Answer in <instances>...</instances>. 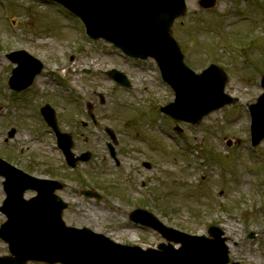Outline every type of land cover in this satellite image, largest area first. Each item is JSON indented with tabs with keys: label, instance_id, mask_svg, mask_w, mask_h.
Masks as SVG:
<instances>
[{
	"label": "rangeland",
	"instance_id": "rangeland-1",
	"mask_svg": "<svg viewBox=\"0 0 264 264\" xmlns=\"http://www.w3.org/2000/svg\"><path fill=\"white\" fill-rule=\"evenodd\" d=\"M36 1L0 0V156L15 165L27 159L23 168L64 184L60 195L69 204L64 213L68 225L91 229L122 244L156 248L163 242L159 234L128 222V213L141 206L166 227L189 235L203 236L210 227H219L228 240L230 264H264V141L251 147V122L244 106L255 104L263 93L264 0H217L211 14L202 13L199 0H187L188 19L181 18L172 27L186 63L196 71L220 63L228 77L225 92L238 100L196 126L178 124L180 133L175 131L174 121L160 119L156 113L159 105L174 98L168 86L159 83L160 77L148 92L138 91L155 78L152 63L143 72L132 68L103 41L89 44L76 18L57 5L41 7ZM7 6L8 21L3 9ZM254 7L259 9L253 20L241 22L237 14L251 12ZM19 49L40 60L48 75L35 83L34 102L44 105L50 94L61 131L73 136V151L93 153L91 161L78 164L75 170L67 167L60 151L51 148L56 145L52 136L46 134L42 139L38 106L28 107L32 103L27 102L28 96L18 100L17 95L8 94L5 77L9 80L16 65L7 55ZM111 68L129 76L134 85L129 95L103 76ZM151 92L156 94V111L150 110V117L145 118L139 102H144L142 93ZM87 103L93 105L99 125L86 118ZM107 128L114 131L120 150L129 146L123 141L130 140V145L138 142L156 152L145 157L155 163L147 170L141 164L134 168L121 150L122 168L130 171L131 182L137 187L136 206L123 185L121 169L117 170L108 156ZM12 129L14 137L9 139ZM228 141L233 149H226ZM180 144L187 151H178ZM195 152L200 157L195 158ZM42 160L45 166H41ZM91 184L110 196L96 200L79 195L80 189ZM2 189L0 184V204ZM7 254V246L0 241V256Z\"/></svg>",
	"mask_w": 264,
	"mask_h": 264
},
{
	"label": "water",
	"instance_id": "water-1",
	"mask_svg": "<svg viewBox=\"0 0 264 264\" xmlns=\"http://www.w3.org/2000/svg\"><path fill=\"white\" fill-rule=\"evenodd\" d=\"M51 1L62 3L79 16L93 38L113 42L133 57L154 58L163 77L176 92L175 103L163 109L166 114L193 121L233 102L224 94L226 78L217 67L211 66L196 75L182 62L180 50L170 37V26L182 15L183 0ZM17 56L25 57L16 60L24 68L32 61L25 54ZM24 68L15 72L16 79L20 74L26 81ZM39 71V68L28 70V80L23 86L28 85ZM114 79L119 84H126L119 76ZM262 86L264 88V78ZM250 110L253 141L257 145L264 139V96ZM69 162L74 166L72 158ZM1 165L5 166L0 161V176L6 179L7 193L1 212L8 219L0 229V239L8 244L11 256L0 257V264H27L29 261L48 264H227L229 261L224 245L226 240L222 238L224 233L218 228L209 229L208 235L212 239L191 236L167 228L141 212L133 214L134 220L159 232L167 245L142 250L137 246L116 244L87 229L67 228L61 219L65 206L44 201L50 196L40 181L22 179L19 193V173ZM27 189L37 190L40 197L34 202L24 201L21 195ZM174 245L180 247L176 249Z\"/></svg>",
	"mask_w": 264,
	"mask_h": 264
},
{
	"label": "flooded vegetation",
	"instance_id": "flooded-vegetation-1",
	"mask_svg": "<svg viewBox=\"0 0 264 264\" xmlns=\"http://www.w3.org/2000/svg\"><path fill=\"white\" fill-rule=\"evenodd\" d=\"M129 224L132 225V226L134 225L133 222H129Z\"/></svg>",
	"mask_w": 264,
	"mask_h": 264
}]
</instances>
